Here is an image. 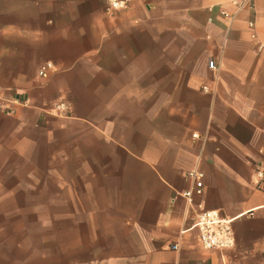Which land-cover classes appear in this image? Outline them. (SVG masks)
Returning <instances> with one entry per match:
<instances>
[{"label":"crops","instance_id":"crops-1","mask_svg":"<svg viewBox=\"0 0 264 264\" xmlns=\"http://www.w3.org/2000/svg\"><path fill=\"white\" fill-rule=\"evenodd\" d=\"M129 1L112 13L101 0H0V89L30 103L0 112V141L45 123L47 106L86 99L89 130L128 152L130 264H264V0L233 20L231 0ZM46 62L56 69L43 78ZM133 113L152 115L134 152L116 141ZM191 170L202 193L186 197ZM204 211L231 220L232 248L201 244Z\"/></svg>","mask_w":264,"mask_h":264},{"label":"rangeland","instance_id":"rangeland-1","mask_svg":"<svg viewBox=\"0 0 264 264\" xmlns=\"http://www.w3.org/2000/svg\"><path fill=\"white\" fill-rule=\"evenodd\" d=\"M75 101L47 106L45 123L11 145L0 141V264L135 261L136 227L120 196L128 152L98 139L87 100ZM127 117V136L116 141L134 152L152 133L137 131L138 122L151 127L152 115Z\"/></svg>","mask_w":264,"mask_h":264},{"label":"built area","instance_id":"built-area-1","mask_svg":"<svg viewBox=\"0 0 264 264\" xmlns=\"http://www.w3.org/2000/svg\"><path fill=\"white\" fill-rule=\"evenodd\" d=\"M109 12H119L126 10L130 6L129 0H101ZM234 6L233 12H228L226 10L222 11V14L229 20H233L237 15L245 9H254L255 0H231ZM249 27L253 28L255 22L250 20L248 22ZM254 37L255 34L253 33ZM210 67L214 68V61L210 60ZM56 67L50 63L46 62L41 64L39 67V75L46 78L49 73L55 70ZM29 99L24 95H4L0 89V112L11 113L15 106H28ZM189 177L194 182V188L183 195L186 197H191L194 193L201 194L203 187V177L204 173L200 170H191L188 173ZM193 228L198 231V239L205 248H215L219 250H226L232 248L235 245V237L233 234V229L231 225V220L222 218L215 211H204L196 216L193 221ZM177 249L178 246L175 244L172 246Z\"/></svg>","mask_w":264,"mask_h":264}]
</instances>
